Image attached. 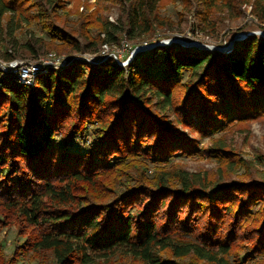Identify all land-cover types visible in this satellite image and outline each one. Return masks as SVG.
Returning <instances> with one entry per match:
<instances>
[{
    "label": "trees",
    "instance_id": "obj_1",
    "mask_svg": "<svg viewBox=\"0 0 264 264\" xmlns=\"http://www.w3.org/2000/svg\"><path fill=\"white\" fill-rule=\"evenodd\" d=\"M21 1L0 0V29L4 19L12 32L34 23L48 39L9 40L7 60L144 38L166 26L159 10L174 0H95L96 11L116 8L114 21L67 9L70 0H32L31 12ZM183 1L204 22L243 3ZM137 57L126 70L110 59L72 61L37 75L30 90L0 80V230L16 227L17 249L49 257L38 264H109L114 254L143 264L264 260V180L226 183L170 163L230 162L221 141L201 148L192 134L264 117V39L248 36L229 53L174 43Z\"/></svg>",
    "mask_w": 264,
    "mask_h": 264
},
{
    "label": "rangeland",
    "instance_id": "obj_2",
    "mask_svg": "<svg viewBox=\"0 0 264 264\" xmlns=\"http://www.w3.org/2000/svg\"><path fill=\"white\" fill-rule=\"evenodd\" d=\"M25 1L26 0L20 2V9L25 12H31L29 11L30 8L28 5L32 0H29L26 5ZM242 1L243 3L238 6L237 11L231 10L227 12L226 10H217L211 12L206 18V22L202 19L201 8L195 6L194 2L184 3L183 0H174L173 2L165 1L159 10V15L168 21L166 26L161 28L155 27L149 36L140 39L130 40L124 35L119 36V40L115 44L121 45V43L125 41L124 44H127L126 50H128L124 53V56L118 60V65L126 70L134 59L136 60L138 58L137 56L144 53L146 54L150 49L160 46L165 40L172 38L192 44L199 43L208 47L223 48L228 46L229 42L232 41L237 34L245 35L248 33L264 32V7H262L264 0ZM255 1H257L256 8L253 6ZM76 4H78V10L85 15L89 13L94 14L97 9L95 0H70L65 2V7L71 9L76 7ZM100 13L107 16L109 21H114L117 16V11L114 7H109V10L96 11V15ZM94 17L95 15L93 18ZM261 18L263 20H261ZM4 20L0 29V61H42L48 57V54L52 53L55 57L75 58L73 61L82 60L92 65L99 64L87 62V60H83V58L86 59L88 55H95L98 53L101 45L96 52H72L58 55L51 50L46 53H41L35 58L27 56L17 57L11 60L4 59L2 55L5 52L11 51L10 47L7 45L8 41L11 39H15L19 43L26 42L30 35L48 39L40 27L34 23L27 25L26 22H22L17 25V30L12 32L10 28L15 26L14 22L6 26ZM7 32L12 33L10 39H8V35L6 36ZM239 41L240 40H237L235 43ZM135 50H137V52L133 53ZM107 59L117 64L115 59ZM104 61L106 60L101 62ZM148 72H151V70H148ZM187 75L188 73L185 72L182 81L187 78ZM230 129L231 130L226 132H218L206 136L192 134L193 137L198 139L201 148L210 147L213 145L212 143H214V141L218 140L225 145L227 151L234 153L233 155L224 154L227 155L226 158L230 161L226 166H223L216 159L206 156L203 158H190L176 155L170 160V163L173 167L183 168L190 173L199 174L203 178L207 176L209 178L222 180L226 183L230 181H241V179H245L244 177L246 175H249L253 180H264V117L259 120L237 124ZM80 144L81 142H76L72 147L81 146ZM238 166L240 168H238ZM168 168L172 169L171 166H168ZM152 171L153 169L150 168L148 173ZM23 239L24 237L18 235L17 228L14 226L3 227L0 230V264H38L49 258L46 256L41 257L40 255H38V257L35 253L17 249V244H20ZM242 253L239 255L240 262L243 260L244 256ZM109 260V264H143L129 256H121L119 254L112 255ZM254 261H257V264H264V260H260L259 257L251 261H245L242 264H252Z\"/></svg>",
    "mask_w": 264,
    "mask_h": 264
},
{
    "label": "built area",
    "instance_id": "obj_3",
    "mask_svg": "<svg viewBox=\"0 0 264 264\" xmlns=\"http://www.w3.org/2000/svg\"><path fill=\"white\" fill-rule=\"evenodd\" d=\"M124 42L125 41H123L121 45L103 43L98 53L95 55H88V57L86 59L83 58V60H87V62L90 63H100L107 58H113L118 64V60H120L128 50H126L127 44H124ZM47 56L48 57L42 61H0V80L10 79L12 82L30 90L34 85L37 75L47 74L52 70H59L75 60V58L55 57L52 53Z\"/></svg>",
    "mask_w": 264,
    "mask_h": 264
},
{
    "label": "water",
    "instance_id": "obj_4",
    "mask_svg": "<svg viewBox=\"0 0 264 264\" xmlns=\"http://www.w3.org/2000/svg\"><path fill=\"white\" fill-rule=\"evenodd\" d=\"M251 35H258L260 38L264 39V32H256V33H248V34H245V35H241V34H237L234 39L232 41L229 42L228 46L226 47H223V48H220V47H208V46H205L203 44H199V43H187V42H183L181 40H177V39H168V40H165L161 45H169L171 43H178V44H181L182 46H186V47H190V46H194L198 49H206V50H210V51H217V52H221V53H229L232 51L233 47H234V43L235 41L237 40H240L242 41L243 39L247 38L248 36H251ZM137 52V50L134 51V53Z\"/></svg>",
    "mask_w": 264,
    "mask_h": 264
}]
</instances>
